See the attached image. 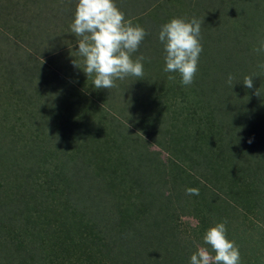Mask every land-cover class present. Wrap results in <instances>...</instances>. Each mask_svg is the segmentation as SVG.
Instances as JSON below:
<instances>
[{"label":"rangeland","instance_id":"374dc122","mask_svg":"<svg viewBox=\"0 0 264 264\" xmlns=\"http://www.w3.org/2000/svg\"><path fill=\"white\" fill-rule=\"evenodd\" d=\"M76 3L77 0H0V207L6 204L9 195L14 197V192L18 198L22 197L25 186L28 192L36 191L35 196L55 189L60 192L55 193L60 202L46 208L44 216L35 219L36 229L32 224L25 228L23 217L14 218L12 212L8 213L15 222L13 240L19 239L32 249L33 259L28 264H179L176 259L180 253L185 255V263H190L191 255L199 248H208L210 252L203 241L206 231L203 216L195 212L193 196L200 200V196L205 198L202 193L207 196L213 193L214 187L208 182L221 184L222 190L227 184L218 175L214 178L217 172L211 168L209 145L197 147L196 144L197 149L194 148L196 138L208 134L205 120L221 124L220 118L211 113L218 115L226 108L221 84L224 76L221 61L225 52L247 41L244 36L239 37V42L233 36L226 39L223 31L229 28L237 33L246 13L264 19V14L257 11L264 6V0H114L133 25L145 23L154 27V22L165 24L173 18L185 19L186 11L192 6L202 17L211 18L212 24L201 29L203 50L191 85H182L178 73L163 71L165 53L162 43L156 40L155 44L145 43L144 53L147 60L158 58L157 68L144 64L142 79L117 80V87L109 90L95 89L91 78L82 70V58L76 54V37L69 27ZM56 8L70 12L66 22L63 17L59 18ZM206 35L210 37L208 40ZM250 52L254 53L253 49ZM138 56L133 53L132 58ZM257 61L264 64V58ZM169 75L176 79L168 80ZM217 75H220L218 82L211 85L212 77ZM17 87L23 90L19 101L11 92ZM188 106L196 108L199 116L211 115L202 121L197 120L195 111H190L195 120L189 119L184 112ZM224 114L231 117L232 113L225 111ZM243 125L241 121L238 128H245ZM233 132L235 128L228 133ZM171 134L178 135L171 138ZM184 135L194 138L186 141L193 145H184ZM27 141L31 146L24 143ZM230 141H234V136ZM244 141L238 146L242 152L247 150ZM27 144L30 147L26 150L31 151L29 155L33 158L24 157L11 165L17 154L15 147ZM40 145L48 152L42 151ZM232 151L233 155L226 154L227 161L219 158V163H215L222 177L227 175V166L235 169L241 165L235 169L240 171L248 164L238 161L236 148ZM204 152L205 158H200ZM260 162L258 171L264 169V160ZM27 165L30 168H24ZM186 172L198 182L192 183ZM54 174L65 175L71 186L57 183ZM49 177L54 181L48 184ZM187 183L205 189L198 196H189L185 194ZM220 195L227 198L221 192ZM216 197L206 209L218 204L221 197ZM252 198L259 204L263 219L258 213L242 219L239 211L229 210L227 215L231 221H224L230 222V229L238 224L242 228L241 223L251 222L264 227L261 222L264 221V193ZM48 199L46 207L54 204ZM64 206L82 211L86 214L84 219L90 218L94 224L98 222L95 237L100 238L86 233L87 224L78 222L80 213L65 211ZM53 213L59 218L55 216L57 224H53ZM106 219L112 220L107 224ZM212 219H218L216 211ZM206 220L213 227V221ZM36 231L40 234L38 243ZM3 236L4 233L0 235ZM107 236L114 237L118 244L113 248L104 246ZM176 238L178 248H168L170 240ZM15 255L0 244V263L21 264L15 261Z\"/></svg>","mask_w":264,"mask_h":264},{"label":"trees","instance_id":"16d2710c","mask_svg":"<svg viewBox=\"0 0 264 264\" xmlns=\"http://www.w3.org/2000/svg\"><path fill=\"white\" fill-rule=\"evenodd\" d=\"M51 4H54V3H51ZM51 4H50V7H52ZM56 9H58V8H56ZM57 11L59 12L58 16L60 19H62L61 17H63V19H65L66 17L71 15L70 12L65 8L63 10L58 9ZM61 11H62V13H61ZM257 11L259 14L263 15L264 14V6H261ZM186 13H187L185 15L186 20H190L192 17H195L198 19H200V16L202 17V15L198 13V9L196 10L195 8H193V6L191 7V9H188V11H186ZM161 14H163V13H161ZM248 14L249 13H246L245 15H243V18H241L243 20L240 23L241 26H240L237 33L234 32L232 29H229L227 27L222 26V28L224 27V28L228 29V30H226L223 28L225 30V32L223 31L224 38L227 39V38H229V36H233V37H235V41L239 42V40H238L239 37L241 38L244 36L247 38V41L242 42L240 44V46H238V47L232 46V47L228 48V50L225 52L224 59L221 61V63L224 65V76H223V79L221 81V84H222V88L224 89V92H225L224 104H225L226 108L224 110H220V113H218V115L211 113L212 115L220 118L219 120H220L221 124H219L216 121L205 120L207 123L206 129L208 128L206 131V134L207 133L208 134L206 136L201 135L198 138H196L197 142L195 143V146H194V148L197 149V147H200L201 145H206V146L209 145L208 146V155L209 156L211 155V157L213 159L211 168H212L213 172L214 171L217 172V173H215L216 177H214V178L216 180L217 175H218L219 176L218 179L219 178L222 179L224 181V183L227 181V184L224 185L225 186L224 190H222L220 188L221 184L218 185V184L214 183V185H213L212 183L208 182L209 184L212 185L210 187H214V189L212 190L213 193L209 194V196L202 193V195L205 198L200 196V198H201L200 200L196 199L193 196L192 200L194 203V207L196 208L195 212L199 216H201V217L203 216L202 220L204 222L203 224L205 226V229L211 227V223L207 222L208 220H206V219L212 220L213 226H215V224H217V223L223 222L224 219L230 220V217L227 215L229 210L239 211V213L243 217L242 219H244L247 215L253 214V213H258L257 216L259 218L262 217L261 211H258V210H260V207H258L259 204L256 205V201L255 200L252 201V199H253L252 197L256 196L257 198H259L260 194L264 193V169H262V171L257 170L258 168H261L260 164L262 162H260V161L264 160V69L258 67V65H260L261 63L257 60H261L262 58H264V55L257 54L256 52L251 53L250 50L253 49L255 46H257L261 39H264V19H256L253 16L248 15ZM166 17H167V15H166ZM160 19L163 20V17L161 16ZM164 19H165V16H164ZM166 20H167V18H166ZM66 21L67 20L65 19V22ZM202 21H203V24L201 26V29H206L212 24L211 18L207 19V18H204V16H203ZM153 24H155L154 27H153V25H146L145 23H144V25H142V24L140 25L141 27H143L145 29L147 35L145 36V40L143 39V41L140 43L137 52H135L138 55L143 54L144 57L146 56L144 53L145 43L147 44V43L154 42V44H155L156 40H157V42H159L158 33H159L161 26L163 24H158L156 22H154ZM65 27H66V25H65ZM219 27L221 28L220 24H219ZM217 28H218V25H216L215 29L217 30ZM206 36H207V40H208L210 37L208 35H206ZM226 42L227 41H225V50H226V46H227ZM249 58H252L255 60H250ZM157 59H158L157 57L156 58L155 57L150 58L149 60L145 59L146 62L144 64L146 66L153 65L154 68H157V66H156V62H158ZM226 61H228L229 63L226 64ZM248 63H254V64L252 66H249ZM229 74H231L234 77V80H233L234 85L232 87L228 83H226L227 76ZM253 74H255V77H253V88L249 89L243 85L242 81L246 75H253ZM71 75H72V77L76 76L73 74H71ZM220 75H222V74H220ZM220 75H217L216 77L215 76L212 77L213 80L210 82V84L212 85L213 83L218 82ZM59 77L61 79H63L62 76L59 75ZM75 79H77V78H75ZM257 89L259 91V95L255 94ZM11 92H12V96L16 98L15 100L19 101L22 99L21 94L23 93V90H20L19 87L13 89ZM189 107L190 106L185 107L184 108L185 111L183 110L184 112L188 113L189 119L195 120L194 114H192L190 111H192V112L195 111V113L198 117L197 120H202V121H204L203 119H205V117L211 115V114H209V115H205V116L204 115L199 116L198 110L196 108H192V107L189 108ZM225 111L231 112L232 113L231 117L230 116L228 117L226 114H224ZM178 113L180 114V112H178ZM241 121H243V123H244L243 126H245V128H243L241 126L238 128L239 123ZM231 126H233L235 128V133L233 132L230 135L228 132L231 129L234 130V128ZM242 128L244 129L243 132L242 133L240 132L241 134H238V130L241 131ZM171 135H172L171 138H174V136H176L178 134H171ZM184 136H185L184 145L186 147L193 145V144H190L189 142H186V141L189 138L190 139H194V138H191L190 136H187V135H184ZM226 136H229V137L226 139ZM232 136H234L233 142L230 141V137H232ZM207 138L209 141H207ZM200 139H202L203 141H200ZM172 140H175V139H172ZM242 140L243 141L245 140L244 141V142H246L245 146L247 147V150L243 151V152L240 151V149H241L240 147L238 148V146L241 144ZM249 140H251V143L248 142ZM24 143L30 144V141H27ZM196 144H197V147H196ZM233 144H234V146H233ZM30 146H31V144H30ZM30 146L27 144L26 147H24L23 145L15 147V149L17 150L16 151L17 154L13 156L11 165L14 166L15 162H18V159H21L24 157H28L31 160V158H33L32 155L31 156L29 155L31 153V151L26 150ZM233 147L238 150V152H237L239 155L238 161H240V160L245 161V162L247 161L248 164L244 169L242 168L240 171H237L235 169L240 167L241 165H238L235 169L232 168L231 166H227L228 167L227 168V175L225 177H222L219 175V172L217 171L218 167L217 168L215 167V163L216 164L219 163V158L227 161L228 156H226V154L228 153V154L233 155V152H234V151H232ZM30 149L32 150V148H30ZM43 150L46 153L48 152L46 147H42V151ZM0 153H2V152L0 151ZM205 156L206 155L204 152L203 154H201L200 158H205ZM186 157H188L187 154H185V158ZM234 159L236 160L237 158L234 157ZM36 160H35V162H36ZM253 161H254V163H253ZM30 163L32 164L33 161H30ZM256 163H259V164H256ZM218 165H220V164H218ZM231 165H232V162H231ZM41 166H43V164L40 165V167ZM178 167H179V165H178ZM16 168L19 170L21 169L20 167H16ZM24 168L28 169V168H30V165H27ZM186 173H187V176L192 180V183L198 182L197 179H195L192 174H190L188 172H186ZM59 176L58 175L55 176V174H54V180H56L57 183H59L61 181V182H65L66 185H70V183L66 180L65 175L64 176L59 175ZM15 178H17L16 174H15ZM49 180H50V182L48 181L47 182L48 184L54 181L53 179H51V177H49ZM255 180H258V181L254 185L253 183L255 182ZM10 181L14 182L12 179H10ZM11 182H9V184H12ZM40 183H42V182H40ZM187 184H188V187H193V186L189 185L190 183H187ZM216 185H218L219 187L216 188ZM19 187H21V184ZM194 188L199 189V192H201V191H203V189H205V188H201L199 186H195ZM8 190L10 192H12L10 189H8ZM56 191H58L57 194L60 193L58 189H55L53 192L52 191L47 192V190H46V192L48 193L47 196H46L47 193L41 194L43 197L41 195L35 196L36 191L28 192L27 186H25L24 187V194L22 195V197L18 198L17 192H14L13 193L14 197L9 195L8 196L9 199L6 202V204H4V205H2V207H0V235H2V233H4L3 238L0 237V244L1 245L4 244L5 246H7L8 250L13 252V255L16 253V255H15L16 258L13 257L15 259V261L19 260L21 264H28L29 260L33 259V257L32 258L30 257L32 255V249L31 248H29L30 249L29 250L25 246L24 243L19 242V239H17V241L13 240V236H14L13 229L14 228L12 229V227H14L13 224L15 222L12 220V217H14V218L16 216L23 217L26 220L25 224H24L25 228H26V226H28V224L29 225L32 224V228L36 229V223L37 222L35 221V219L39 218L40 216L43 217L45 214L44 210L46 208L51 207V206L58 204L60 202V198L59 197L56 198V195H55ZM220 192L223 193L225 195V197L230 199V201L227 200V198L222 197V195H220ZM179 195L180 194L178 193L177 196H179ZM44 196H46V198H44ZM216 196L219 198L221 197L218 204H216L214 206V204H213L214 202H213L212 206H214V207L206 209L209 202L211 200L214 201V198ZM37 197H40L41 199H37ZM47 197H49L48 201L51 200V202L52 203L54 202V204L47 205V207H46ZM255 205H256V211L254 209ZM236 207H238L239 209H237ZM64 210L68 211L70 213H74V214L79 212L80 217L77 216L78 222L87 224V228H86L85 232L88 233L89 235H91L92 237L96 236V228H97L96 224H98V222L96 224H94L95 223L94 220H92L90 218L84 219L86 214H84L82 211L76 212L75 209L70 210L67 208V206H64ZM218 210H220L221 212ZM95 211H97V210H95ZM214 211H216V214L218 216V219L215 221L212 219V215L214 214ZM9 212H12V217L8 214ZM205 213H207L206 217L204 215ZM52 215L54 216V218L52 219L53 224L54 223L57 224L56 220L59 219L58 216L54 213ZM95 215H98V213H95ZM55 216L57 219L55 218ZM226 216H227V218H226ZM262 219H263V217H262ZM110 220H112V219H106L107 224H109ZM228 220H227V224H226V228H227L226 236H227L228 240L234 241L235 244L238 246L239 252H240V257H241V264H264V254L262 252V251H264V227L263 228L258 227V225H255L253 222H251V223H246V224L241 223L242 228H241L240 224H238L237 227L233 226V229H230V226H232V225L230 224V222H228ZM261 222L264 224L263 220ZM81 229H82V227H81ZM39 230H40V226H39ZM53 230H55V228H53ZM85 232H84V234H85ZM51 233H53V232H51ZM18 234H19V230H18ZM15 235L17 237V234H15ZM36 236H38L36 239V242L38 243V241L40 240V234L38 233V231H36ZM63 238H64V236H63ZM95 238H100V237H95ZM4 239L8 240V241H5V242L2 241ZM178 242L179 241L177 238L170 240L168 248H172V247L178 248V246H179ZM102 244H104V246H109V247L113 248L118 243L115 242L114 237L107 236V239H105ZM162 247H164V245ZM208 247L210 248V246H208ZM123 248H127V247H125L123 245ZM18 249H21L20 252ZM25 250L28 252L27 254H26ZM177 250L180 251V248ZM210 252L213 255L215 254L214 252H212L211 248H210ZM26 257H29V258H26ZM184 259H185V255L180 253V256H178L176 260L179 262V264L180 263L190 264L189 262L185 263ZM174 262H175V260H174ZM0 264H4V263H0ZM9 264H13V263L11 262Z\"/></svg>","mask_w":264,"mask_h":264},{"label":"clouds","instance_id":"9594fccd","mask_svg":"<svg viewBox=\"0 0 264 264\" xmlns=\"http://www.w3.org/2000/svg\"><path fill=\"white\" fill-rule=\"evenodd\" d=\"M70 32L76 37L82 58L83 72L91 78L95 89H113L117 80L128 77L142 79L144 76L143 55L133 59L140 43L147 35L140 25H133L125 19L124 13L115 5L114 0H77ZM203 21L192 17L190 20L173 18L161 26L158 39L163 45L166 73H178L180 83L189 86L193 83L198 70L199 56L202 52L201 26ZM257 54H264V39L253 48ZM75 64V63H74ZM80 68L79 65L75 64ZM264 69V64L258 65ZM81 69V68H80ZM253 75L243 78V85L253 88ZM169 75L168 80L174 81ZM234 77L229 74L226 83L231 87ZM256 95H259L258 89ZM251 143V140L248 141ZM185 194L199 195V189L187 187ZM227 220L206 229L203 241L210 246L201 247L190 257V264H241L238 246L227 239Z\"/></svg>","mask_w":264,"mask_h":264}]
</instances>
